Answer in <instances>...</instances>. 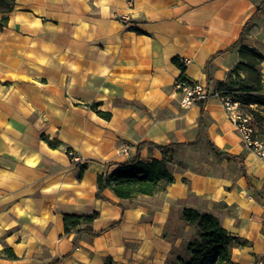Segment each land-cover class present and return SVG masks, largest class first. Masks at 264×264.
<instances>
[{
	"label": "crops",
	"instance_id": "1",
	"mask_svg": "<svg viewBox=\"0 0 264 264\" xmlns=\"http://www.w3.org/2000/svg\"><path fill=\"white\" fill-rule=\"evenodd\" d=\"M14 1L0 15V264H169L177 249L188 259L196 231L184 209L213 215L239 240L231 264H264V164L242 146L215 87L239 62L227 50L262 0ZM252 25L264 46V16ZM223 51L207 82L206 61ZM180 59L191 60L184 72ZM182 77L208 91L204 130L199 104H180ZM191 143L166 155L173 183L163 191L95 197L113 165L164 158L147 144ZM93 212L96 236L64 233V214Z\"/></svg>",
	"mask_w": 264,
	"mask_h": 264
},
{
	"label": "trees",
	"instance_id": "2",
	"mask_svg": "<svg viewBox=\"0 0 264 264\" xmlns=\"http://www.w3.org/2000/svg\"><path fill=\"white\" fill-rule=\"evenodd\" d=\"M14 7V0H0V15L11 12ZM263 9L264 0L256 6L255 15L243 26L239 39L227 50L229 51L233 48H237L239 62L229 73L227 79L224 82L218 83V88L220 87L218 95L219 97H228L231 101L237 102L240 109H247L248 112H245V114L251 116L256 136L264 139V97L259 95V89L247 84L245 79L240 77V72L253 71L257 63L264 61V55L262 53L255 48L248 47L241 43L245 36L244 33L252 19L255 16H264ZM6 24L7 17H0V30L3 29ZM227 51L216 53L206 61L204 73L207 82H210L209 68L211 61ZM174 63L184 72V68L178 64L177 60H174ZM180 79L185 81L183 77ZM225 85L229 86V89H226L227 95L224 94ZM221 88L224 91H222ZM204 104L205 101L199 103V130L205 129ZM98 115L106 120L110 117L108 113H98ZM257 122H259L260 131L257 128ZM46 142L51 148H56L60 144L58 141L46 140ZM147 145L149 149L158 150L164 158L161 160L143 162L138 156H135L131 160L113 165L114 169L111 172L106 171L97 177L95 193L97 199L105 200L103 196L105 190L110 191L119 200H131L137 196L150 197L157 192L163 191L166 186L173 183L172 173L169 170L170 161L166 159V155L170 153L172 149L194 146L195 143L183 145L171 144L167 146ZM140 146L141 145H139V147ZM211 149L215 155L219 157L227 160L241 161L239 157L219 153L213 145H211ZM68 152L70 151H67V153ZM97 216L98 214L96 212H93L89 216L64 214V233L69 234L75 232L77 235L86 234L89 236H96L97 234L92 232L90 226ZM181 220L187 225L194 227L196 238L189 241L186 245L185 252L188 254L187 261L177 258L174 261L169 260V264H231L230 249L232 246L240 245V242L238 239L227 235L216 217L209 213H199L193 209H184L181 212ZM3 252L7 258H15L9 248H4Z\"/></svg>",
	"mask_w": 264,
	"mask_h": 264
},
{
	"label": "built area",
	"instance_id": "3",
	"mask_svg": "<svg viewBox=\"0 0 264 264\" xmlns=\"http://www.w3.org/2000/svg\"><path fill=\"white\" fill-rule=\"evenodd\" d=\"M191 63L189 59H180L178 64L181 67H186ZM174 89L180 92L182 97L180 104L184 108H188L193 104H199L206 101L208 98V91L204 85L199 83H192L177 79L174 82ZM220 104L227 114L229 122L238 133L240 142L244 148L253 153L264 164V139L258 138L255 134V129L252 124V118L241 111L237 102L231 101L228 97H219ZM264 126V124H263ZM129 145L123 144L121 153L128 156ZM67 156L70 162L77 163L79 159L72 152H68ZM263 235H264V222H263Z\"/></svg>",
	"mask_w": 264,
	"mask_h": 264
},
{
	"label": "rangeland",
	"instance_id": "4",
	"mask_svg": "<svg viewBox=\"0 0 264 264\" xmlns=\"http://www.w3.org/2000/svg\"><path fill=\"white\" fill-rule=\"evenodd\" d=\"M257 31H260V28L259 27H253L252 21H251L246 32L244 33L245 36H244L243 40L241 41V43L243 45L248 46V47L261 49L262 53L264 55V46H259L260 43L253 37V34H257ZM240 77H242V79H245L247 84H250L252 87L259 89V95L264 97V61L257 63L255 65V68L253 71L249 70V71L240 72ZM215 87L217 88V91L219 92L220 87L218 88V85H215ZM226 89H229V86L225 85V91L222 90V88H221V90L224 91V94L227 95ZM241 111L244 113L248 112L247 109H241ZM259 111H260V109H259ZM257 121H258V119H257ZM257 124H258L257 128L259 130V122H257ZM195 238H196V236L193 239H195ZM183 252H184L183 249H182V252H180V249L173 250L170 261H174L177 258H181L182 260L187 261V259L184 258Z\"/></svg>",
	"mask_w": 264,
	"mask_h": 264
}]
</instances>
